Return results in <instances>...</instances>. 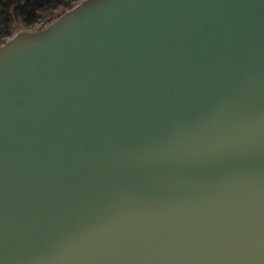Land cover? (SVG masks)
I'll return each instance as SVG.
<instances>
[{"label": "water", "instance_id": "obj_1", "mask_svg": "<svg viewBox=\"0 0 264 264\" xmlns=\"http://www.w3.org/2000/svg\"><path fill=\"white\" fill-rule=\"evenodd\" d=\"M0 264H264V0H80L0 43Z\"/></svg>", "mask_w": 264, "mask_h": 264}, {"label": "trees", "instance_id": "obj_2", "mask_svg": "<svg viewBox=\"0 0 264 264\" xmlns=\"http://www.w3.org/2000/svg\"><path fill=\"white\" fill-rule=\"evenodd\" d=\"M55 1H62V4L48 12L47 23L76 3L71 0H0V43L25 28V21H31L35 15L50 7Z\"/></svg>", "mask_w": 264, "mask_h": 264}, {"label": "rangeland", "instance_id": "obj_3", "mask_svg": "<svg viewBox=\"0 0 264 264\" xmlns=\"http://www.w3.org/2000/svg\"><path fill=\"white\" fill-rule=\"evenodd\" d=\"M73 3H77L80 0H71ZM62 4V1H55L54 4H52L50 7L40 11L37 15L31 19V21H25V28L23 29H28V30H35L38 29L41 26H45L48 24L47 18H48V12L53 11L56 8L60 7ZM24 17V16H23ZM22 17V18H23Z\"/></svg>", "mask_w": 264, "mask_h": 264}]
</instances>
